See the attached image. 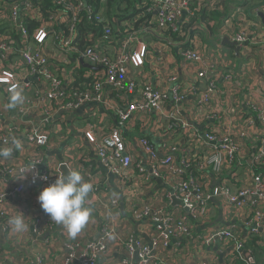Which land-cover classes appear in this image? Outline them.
<instances>
[{"label":"built area","instance_id":"built-area-1","mask_svg":"<svg viewBox=\"0 0 264 264\" xmlns=\"http://www.w3.org/2000/svg\"><path fill=\"white\" fill-rule=\"evenodd\" d=\"M93 1L50 0V4L53 3L60 7L61 11H53L49 18L44 20L47 22L48 33L53 36L57 51L62 58L68 59L76 55L94 65L97 72L92 75L93 86L85 90L87 88L81 89L75 82L67 88H62L59 80L47 70L45 40L28 34L21 24L20 10L26 11L29 18L41 15L32 0H0V20H5L8 24L18 27L19 35L24 41L37 42L36 47L26 45L17 50H19L18 54L25 69L41 78L38 83L39 89L34 91L35 97L25 94L26 86L23 81H11L1 86L8 102L7 100L6 103L0 101V124L1 122L4 124L0 125V147L9 146L13 139L19 142L23 139V142L33 146V149H38L39 153L33 152L24 159L18 150H14L11 157H0V234L4 236L9 232L11 228L9 220L13 212L22 213L7 206L10 200H25L20 202L25 205L34 188H38V193H40L44 187L54 182L56 175L62 174L60 170L62 166H65L66 170H77L76 162L84 156L80 142L71 140L64 149L65 158L60 163L47 162L46 152L42 150L47 148L51 135H56V129L62 124V120L56 122L55 115L63 117L79 110L84 105L99 103L101 89L107 86L122 94H120L122 106L112 110L117 115L118 128L100 132L93 124V112L89 111L90 120L85 119L89 123L86 124L88 142L96 161L105 174L119 181L118 187L121 195L109 200L112 207L117 208L120 201L126 198L124 193L127 187L134 185V173L138 174L140 183L147 186L152 184L153 181L148 184L151 179L161 180L164 187L158 190L152 199L141 205L131 202L132 220L145 221L149 224L153 233L152 239L148 244L133 234L122 239L117 235L113 226L103 224L95 239L85 244L77 238L66 240L55 264H97L108 254L112 244L123 252L122 264H133L134 260L136 264H172L167 259H162L161 253L158 254L157 250H167L174 241L173 251H179L181 242L192 237L191 222L205 223L208 220L209 201L219 197H225L229 202L237 205H241L242 198L252 197L247 206L249 209L246 213L247 225L249 235H257L264 229L263 175L259 172L252 175L253 188L241 189L235 195H230L226 189H214L207 192L205 183L211 176L218 177L226 173L234 166L236 160H246L249 156H251L249 163L252 170L258 171L264 168V89L253 105H250L251 112L262 128V133L256 136L258 145L252 155L249 147H245L247 128L243 126L239 127L240 129L233 128V122H229V128L222 133L204 130L200 144L198 140L201 135L191 134L190 138L182 136L186 141V148L180 147L176 144L178 142H175L163 143L159 149H155L144 136L132 138L127 142L121 130L135 122L141 131L146 132L150 127L149 124L154 125L156 131H161L163 129L162 118L173 122L168 128L169 140L176 135L177 127L188 130V125L174 109L168 114L163 111L166 104V95L163 90L141 79L134 80L133 76L129 75L126 65L136 60L139 64H143L145 56L148 55L147 47L144 46L134 53L131 52L138 30L148 34L147 30L152 29L158 35L181 46L177 52L183 61H190L197 67L196 79L209 80L211 70L215 65L212 54L216 52L221 54L222 46H216L211 52L207 51L209 62L205 61L202 57L204 50L202 42L197 35L198 32L192 28L194 21L198 17L206 18L217 13L222 21L219 28L220 36L235 42L239 50L247 54L251 47L250 34L253 31H259L264 36V25L258 19L257 13L249 16L243 3L229 5L228 0H148L149 4L146 7L143 6V11L139 15L130 17V19L125 18L122 22H112L105 16V4L108 0H97L96 6H93ZM81 10H84L86 14L85 24L92 26L94 22H99L104 25L103 36L97 38L99 41H94L83 49H80L76 43L78 38L76 23ZM136 22H141V24L137 30H134L133 25ZM61 25H68L67 33H62ZM111 25L116 28L113 29ZM115 30H120L123 35L119 33L113 35ZM1 36L0 70H4L3 64L11 41L5 37L2 39ZM121 37L123 38L120 39ZM117 47L120 52L122 51L123 56L119 54L117 58L111 60L108 51ZM262 52L264 57V48ZM211 78L206 91L209 96L217 93ZM224 78L227 82L230 81L228 76ZM169 81L175 83L176 78L172 76ZM13 88L22 90V106L9 107ZM181 91L183 90L179 86L172 89L176 102L184 100L183 95L179 94ZM38 105L40 118L34 122L31 112L36 110ZM227 114L236 118L235 108L230 104ZM58 139H61V136ZM138 152L145 156L148 172L138 161L136 155ZM33 172L46 179L37 178L33 183ZM101 187L94 185L93 192L95 194L102 192L104 189ZM173 200H176L179 205H173ZM93 202L102 204L103 200L94 196ZM159 203L160 206L157 205ZM184 209H187V213ZM42 216L31 223L32 237L28 234L26 241L36 242L46 234L50 224L49 216L46 213ZM48 237L49 235L44 238V241ZM194 240L199 247L218 246L227 250L229 257L227 264L246 262L247 250H244L246 240L240 238L234 230H211L197 235ZM37 261L40 262V258H37Z\"/></svg>","mask_w":264,"mask_h":264},{"label":"crops","instance_id":"crops-1","mask_svg":"<svg viewBox=\"0 0 264 264\" xmlns=\"http://www.w3.org/2000/svg\"><path fill=\"white\" fill-rule=\"evenodd\" d=\"M249 1L232 0L231 4H245ZM256 1L252 8H249V6L247 8L248 3L245 6L249 16L256 13L264 14V0ZM21 11L19 12L22 13ZM130 16L126 17L130 18ZM33 18L34 16H30L29 22L31 25H36V28L30 34L35 35L37 39L43 38L45 40L48 58L47 70L59 80L61 87L67 88L72 82L81 83V86H84V83L87 84L91 81L92 75L97 72L94 65L76 55H72L68 59L62 58L57 51L53 36L48 33L47 22L44 21L46 18L41 15ZM36 18L39 20H35ZM210 23L211 25L209 26ZM221 23L219 15H210L206 18L198 17L194 21V26H192L198 32L197 35L202 42L204 48L202 57L205 61L209 62L207 50L212 51L216 46H222V53L217 52L219 53L217 58L213 57L215 65H213L209 80L196 79L197 67L190 61H183L177 52V49L179 51L181 46L176 45L171 48L167 44H161L150 34L142 33L138 30L131 52L134 53L141 46H144L147 47L148 55L145 56L143 64H139L138 60L128 63L126 65L128 73L133 76L134 80L141 79L159 90H163L166 95V104L163 107V111L168 114L174 109L188 125V130H183L180 126L177 127L178 133L169 140L168 135L170 132L168 128L173 122L166 118L161 119L163 124L161 131H156L155 126L149 124L148 126L150 127L144 132L139 129L138 124L132 122L124 129V132L122 131L127 142L132 138L144 136L148 138L155 149H159L163 143L171 144L175 142H178L176 144L180 147L186 148L187 144L182 136L190 138L191 134L201 135L198 140L200 144L202 143L204 130L222 133L229 128V122H233V128L241 126L247 128L245 147H249L251 155L256 150L258 145L256 136L262 133V128L251 112L250 105H253L255 99L259 98L264 89V57L262 52L264 36L259 31H253L249 36L251 47L247 54H244L242 50L236 53L234 47L221 44L222 39L225 38H222L219 34ZM19 32L18 27L8 24L5 20H0V35H2V39L5 37L11 41L3 64L4 70H0V101L2 103H6V100L8 102V98L1 88L3 84L11 81H23L24 86H26L24 89L25 94L34 95L35 97L34 91L39 89L38 83L41 81L40 77L25 69L18 54V51L26 45L36 47L37 42L33 40L32 42L24 41ZM119 54L123 56L119 47L108 51V56L111 60L117 58ZM90 66L93 68H90ZM172 76L176 78L175 83L169 81ZM227 76L229 77V82L224 78ZM210 78L217 93L209 96L206 91ZM175 86H179L183 90L179 93L183 95L184 100L182 102H176L173 98L172 89ZM117 93L118 95L107 86H103L99 103L84 105L79 110L68 113L63 117L58 114L55 115L56 122L62 120V124L56 129V135H51L47 148L42 150L46 152L47 162L60 163L65 158L64 149L67 143L71 140L80 142L84 150V156L76 162L77 171L82 174L86 182H90L93 186L100 185L104 189L96 194L93 191L90 193L88 206L91 207L92 214L87 225L73 237L68 234L62 225L51 221L50 216L47 214L50 224L44 237L42 236L36 242L32 240L26 241L28 234L29 237H32L31 223L33 220L43 217L42 215L45 214L38 202L39 190L34 188L25 205L20 203L25 200L20 199H12L7 203L8 207H13L24 214L25 222L29 227L24 233H14L12 228H10L6 235L2 236L0 234L1 264H55L66 240L77 238L82 244H85V242L95 239L103 224L113 226L117 235L122 239L133 234L146 244L151 241L153 233L150 225L145 221L132 220L130 216L131 202L139 205L144 204L152 199L164 185H160L157 180L152 179L148 182V184H151L153 181L150 186L141 184L138 174L134 173V185L130 188L127 187L124 193L126 198L120 201L117 208L112 207L109 200L114 196L120 197L121 195L118 187L119 181L105 174L96 161L88 142V127L86 124L89 123L85 119L90 120L88 118L89 111L93 112V124L100 132H108L111 129L118 128L117 115L112 111L118 108L122 98V94L120 92ZM229 104L235 108L236 118L227 114ZM38 108L39 105L36 110L31 112V118L34 122L40 118ZM0 125L4 124L1 122ZM59 136H61V139H58ZM20 145L18 153L24 159L28 158L33 152H38V149H33V146L31 147L23 142V139L20 141ZM136 155L138 161L143 164L148 172L145 156L140 152L136 153ZM250 159L251 156L246 160H236L234 166L223 175L218 177L211 176L205 183L207 192H211L214 189H226L230 195H235L241 189L253 188L252 175L259 171L250 168ZM261 173L263 175L262 190L264 195V172L261 170ZM94 196L102 199L103 203L95 204L93 202ZM251 199L252 197L242 198L240 200L241 205L231 203L225 197L210 200L208 204V220L202 224L191 222L192 237L181 242L179 251H173V241L167 250L158 249V254L161 253L162 259H167L174 264H207L210 262L212 264H227L229 258L227 250L218 246L211 248L199 247L195 243L194 238L211 230L230 229L234 230L240 238L245 239L247 235L249 236L246 213L249 210L247 206ZM157 205L160 206V203ZM16 215L18 214L13 212L11 218ZM48 235L49 237L44 241V238ZM254 240L255 242L252 245H247L249 250H247L245 258L246 262H242V264H264V229L258 233L257 237L255 236ZM37 258H40V262L37 261ZM121 260H123V252L112 244L108 254L101 258L97 264H122ZM135 261L133 264H136Z\"/></svg>","mask_w":264,"mask_h":264},{"label":"clouds","instance_id":"clouds-1","mask_svg":"<svg viewBox=\"0 0 264 264\" xmlns=\"http://www.w3.org/2000/svg\"><path fill=\"white\" fill-rule=\"evenodd\" d=\"M22 101V90L13 88L9 107H15ZM20 147V142L13 139L9 146L0 147V157L9 158L13 151ZM37 178L46 179L33 172L32 182L35 183ZM92 191L93 185L86 182L79 171L67 169L66 174L63 172L56 175L54 182L40 191L38 202L51 221L62 225L68 234L74 237L87 225L91 217L92 209L88 206V201ZM9 224L14 233H24L29 227L22 213L13 216Z\"/></svg>","mask_w":264,"mask_h":264},{"label":"trees","instance_id":"trees-1","mask_svg":"<svg viewBox=\"0 0 264 264\" xmlns=\"http://www.w3.org/2000/svg\"><path fill=\"white\" fill-rule=\"evenodd\" d=\"M87 1H89V0H87ZM231 1L232 0H228L227 4L231 5ZM32 2L34 4V6L38 8L39 13L44 18H46V20H47V18H49V16L51 15V13L53 11H61L60 7L54 5L53 3L50 4V0H32ZM37 2H40V4H37ZM122 3H124L123 5H127L128 9H125L122 14H118V15L115 14L116 10H114L112 8H116V5H120ZM148 4H149L148 0H108L105 4V9H106L105 16L109 20L112 19V20H110L112 22H113V20L122 22V20L124 18H127L126 16L131 15L130 17L132 18L135 15H139L143 11V6L146 7ZM96 5H97V0H94L93 6H96ZM21 12H22L20 15V17L22 19L21 24L26 28L28 34H30L36 28V25L30 24V22H29L30 19H29L26 11H21ZM246 13H248V12H246ZM211 15H218V14L215 13V14H211ZM85 16H86L85 11L81 10L78 13V19L79 20L76 23V26H77L76 30L78 33V38L76 40V43L80 49H83L84 47L86 48V47L90 46L91 43H93L94 41L98 42L99 40L97 38H101L103 36V26L104 25L102 23H99V22H94L92 26L85 24V22H84ZM140 24H141V22H136L133 25V29L137 30ZM111 27L113 29L116 28V26H113V25H111ZM60 28H61V31L63 34L67 33L68 25L67 26L61 25ZM189 28H191V26ZM117 33H119V35H123L120 30H115L113 35L117 34ZM90 80L91 81H89L87 84L84 83V86H81V83H78V84L76 83V85L80 86L81 89H84V88H87L85 90L91 89L94 82H93L92 78ZM78 86H75V88H79ZM112 91H114L118 95L117 91H115V90H112ZM119 103H120L119 106L121 107L123 103L122 102H119ZM176 130H177V128H176ZM177 133H178V131H177ZM261 170L264 172L263 169H260V170H258L259 174H262ZM257 235H255V236L257 237ZM249 236L247 235V237L245 238L246 242L244 244V250H249L247 247L250 244L252 245L255 242V240H254L255 236H250V237Z\"/></svg>","mask_w":264,"mask_h":264},{"label":"water","instance_id":"water-1","mask_svg":"<svg viewBox=\"0 0 264 264\" xmlns=\"http://www.w3.org/2000/svg\"><path fill=\"white\" fill-rule=\"evenodd\" d=\"M257 16L261 20V23L264 25V14L263 13H259V14H257ZM147 33L150 34L154 39L159 41L161 44H168L169 46H176V44L172 43L168 38L158 35L152 29L147 30ZM221 44L222 45H227V46H230V47H234L236 53H238V51H239V49L237 47V44L235 42H231L227 37L222 39ZM90 68H93V67L90 66ZM17 105L18 106H22L21 103H18ZM121 130L123 132L125 131L124 128H121ZM61 171H62V173L63 172H65V174L67 173V170H66L65 166L61 167ZM156 180H157V182H159L160 185H163L160 179H156ZM173 205L178 206L179 204H178V202L176 200H173ZM184 212L187 213V209H184Z\"/></svg>","mask_w":264,"mask_h":264},{"label":"rangeland","instance_id":"rangeland-1","mask_svg":"<svg viewBox=\"0 0 264 264\" xmlns=\"http://www.w3.org/2000/svg\"><path fill=\"white\" fill-rule=\"evenodd\" d=\"M256 0H250L249 2H247L248 3V5H247V3H243V5H247V8H248V6H249V8H252L255 4H256ZM124 3H122V4H120V5H116V8H112V9H114V10H116L115 11V14H122L123 12H124V10L125 9H128V6L127 5H123ZM248 12V11H247ZM210 16V15H209ZM125 19V18H124ZM128 19H130V18H128ZM199 36H200V32H199ZM169 47H173V46H169ZM207 51H209V50H207ZM211 52V51H210ZM219 53H214V54H212V56L214 57V58H217V55H218ZM171 262V261H170ZM172 263V262H171ZM172 264H174V263H172Z\"/></svg>","mask_w":264,"mask_h":264}]
</instances>
